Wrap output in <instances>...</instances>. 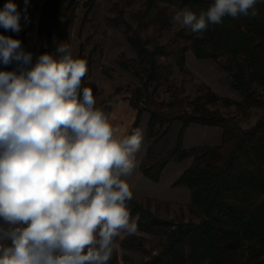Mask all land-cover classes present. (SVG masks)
Instances as JSON below:
<instances>
[{
    "label": "clouds",
    "instance_id": "9594fccd",
    "mask_svg": "<svg viewBox=\"0 0 264 264\" xmlns=\"http://www.w3.org/2000/svg\"><path fill=\"white\" fill-rule=\"evenodd\" d=\"M258 0H213L198 14L188 7L172 20L202 34L225 17L257 16ZM28 0L23 17L28 22ZM13 0L0 27L21 31ZM33 54L0 34V264H109L122 233L138 231L126 177L138 166L143 134H121L111 114L82 87L88 68L68 43ZM130 264H139L134 252Z\"/></svg>",
    "mask_w": 264,
    "mask_h": 264
},
{
    "label": "trees",
    "instance_id": "16d2710c",
    "mask_svg": "<svg viewBox=\"0 0 264 264\" xmlns=\"http://www.w3.org/2000/svg\"><path fill=\"white\" fill-rule=\"evenodd\" d=\"M6 2L0 0V7L3 8ZM212 2L145 0L143 10L131 14V17L143 20L157 4L188 7L198 14ZM75 6L76 0L44 1L40 12L49 21L44 28L38 29V36L44 35L46 52H53L52 21L72 12ZM256 8L258 14L255 17H225L221 24L210 25L202 34L191 32L188 36H180L189 43L195 58L211 59L230 74L231 86L240 93L241 105L245 108L263 105L253 85L259 86L264 93V0H258ZM71 19L70 15L67 16L68 22ZM0 34L19 39L25 50L23 33L16 35L0 27ZM127 40L137 55L133 73L142 82V89L134 92L137 101L134 104L139 108L142 92H146L158 77L160 59L173 57V53L162 46H150L137 35L129 36ZM184 52L185 48H180L179 55L172 59L179 70L184 69ZM221 57H226L227 62H219ZM122 65L128 68V64L123 62ZM219 101L224 106L240 105L228 98L219 99L206 88L203 95L190 103L191 111L188 113L181 110L173 116L147 110L149 137H153L156 126L179 121L183 126L197 123L219 128L221 144L186 152L178 141L170 154L149 166H141L147 177L156 180L169 157L181 160L191 155L192 166L179 178L178 184L190 191V212L202 218L199 223L159 220L142 203L128 201L132 217L138 216L137 232L158 234L165 231L167 234L162 251L145 264H264V108L255 125L241 131L235 121L209 109ZM168 106L174 104L169 103ZM165 133L162 132L158 138ZM136 239L134 234L129 238L131 241ZM132 248L130 242L129 246L125 242L121 246L124 252Z\"/></svg>",
    "mask_w": 264,
    "mask_h": 264
},
{
    "label": "rangeland",
    "instance_id": "374dc122",
    "mask_svg": "<svg viewBox=\"0 0 264 264\" xmlns=\"http://www.w3.org/2000/svg\"><path fill=\"white\" fill-rule=\"evenodd\" d=\"M49 1L51 3L53 0ZM144 2L145 0H76L72 12H66L65 16L52 21V53H55L60 43H68L74 57L87 62L88 71L82 79V87L92 89L96 106L111 114L112 123L120 129L121 134H130L133 129L142 132L143 142L137 153L138 166L130 176L124 178L133 193L131 200L148 207L151 214L159 220L199 223L202 218L190 212V191L178 184L179 178L192 166L191 155L181 160L169 157L156 180L147 177L141 166H149L158 158L170 154L178 141L186 152L197 147H216L221 144V130L197 123L183 126L181 122L173 121L168 125L156 126L153 137H149L147 110L173 116L181 110L188 113L191 111L190 103L209 88L219 99L228 98L240 104L224 106L219 101L209 109L235 121L241 131H247L262 114L264 93L254 84V90L261 97L263 105L251 108L241 105L242 97L232 88L230 74L211 59L195 58L189 43L180 37L191 34L189 29L182 28L172 20L175 12L182 8L157 4L143 20L132 18L131 14L143 10ZM23 10L24 8L21 10V34H24L25 44L29 46L28 52L33 54L32 63H35L39 55L46 53L44 35L39 37L38 29L44 28L49 20L44 13L40 12L35 16L27 12L28 22H25ZM69 15L72 17L70 22L67 21ZM135 35L150 46H162L171 51L173 57L179 55L180 48H185L183 70H179L173 63V57L160 59L158 77L146 92H142V101L138 103L146 109H139L134 104L137 102L134 92L142 89V82L133 73L137 55L127 38ZM218 61L226 63L227 58L221 57ZM123 62L128 64V68L122 65ZM16 68V62L7 66L0 63V70L11 71ZM169 103L174 106L169 107ZM164 131L166 133L158 138ZM201 166L202 164L199 167ZM134 235L138 238L134 241L129 240L131 235L127 233H122L116 239L120 249L124 242L126 246L130 242L133 248L114 253L109 264H130L131 257L125 254L127 252L136 253L139 264H145L162 251L167 237L165 231L158 234L136 232Z\"/></svg>",
    "mask_w": 264,
    "mask_h": 264
},
{
    "label": "crops",
    "instance_id": "0c3cea01",
    "mask_svg": "<svg viewBox=\"0 0 264 264\" xmlns=\"http://www.w3.org/2000/svg\"><path fill=\"white\" fill-rule=\"evenodd\" d=\"M14 3L17 5L18 11L20 12L23 8H25V0H18V1H15ZM43 3H44V0H28L27 12L33 13L35 16L38 15L40 13ZM8 31L12 32L11 30H8ZM21 31H22V28H21ZM21 31L19 33H15V32H12V33L16 35H20ZM29 45L32 46L31 43ZM25 50L26 51L29 50V46L27 44H25ZM33 64L35 63L33 62Z\"/></svg>",
    "mask_w": 264,
    "mask_h": 264
}]
</instances>
